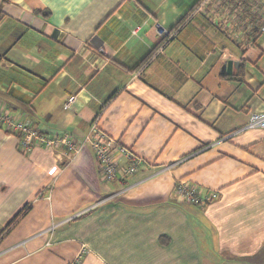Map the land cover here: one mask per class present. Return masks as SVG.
I'll list each match as a JSON object with an SVG mask.
<instances>
[{
    "label": "crops",
    "instance_id": "0c3cea01",
    "mask_svg": "<svg viewBox=\"0 0 264 264\" xmlns=\"http://www.w3.org/2000/svg\"><path fill=\"white\" fill-rule=\"evenodd\" d=\"M258 1V21L194 11L172 36L195 0H0V110L79 144L21 152L0 124V232L29 205L0 264H264V128H243L264 111ZM92 122L143 157L124 182L83 142Z\"/></svg>",
    "mask_w": 264,
    "mask_h": 264
},
{
    "label": "built area",
    "instance_id": "2783aa9c",
    "mask_svg": "<svg viewBox=\"0 0 264 264\" xmlns=\"http://www.w3.org/2000/svg\"><path fill=\"white\" fill-rule=\"evenodd\" d=\"M220 7H223L224 9L230 8L233 12L240 11L239 14H246L245 11L241 12V6L231 9L232 6L228 5L225 7L223 3ZM228 12L230 11L228 10ZM223 16L224 12L222 18ZM137 29L138 27H135L133 32ZM156 29L160 35H165L167 33V31L160 24H156ZM261 31H264V26L261 27ZM75 100V95L69 96L65 104L67 106H71ZM1 123L4 125L5 131L16 136L18 140V148L21 152L28 151L35 146L54 148L58 144H63L70 151H77L79 149V144L74 142L73 138H71L68 134L57 137H49L46 134L34 130L28 125V123L19 120L10 113L2 112L0 110V124ZM243 128H264V111H252L249 114L248 122L243 126ZM83 142H88L90 144L102 176H104L107 180H118L124 182L129 175L138 170L142 163H145L142 156L136 154L130 148L121 144L114 137L105 134L97 127L95 122L90 123L88 131L83 138ZM174 193L183 201L196 205H205L217 196V193L214 191L204 193L195 185L188 184L184 181L176 182L174 186ZM69 264L75 263L71 262Z\"/></svg>",
    "mask_w": 264,
    "mask_h": 264
},
{
    "label": "trees",
    "instance_id": "16d2710c",
    "mask_svg": "<svg viewBox=\"0 0 264 264\" xmlns=\"http://www.w3.org/2000/svg\"><path fill=\"white\" fill-rule=\"evenodd\" d=\"M224 4H228L229 6H232V8H236L241 6L242 9L241 12L245 11L247 16L250 18H253L252 20H260V16L257 14V11L254 10V8H261L262 3L260 4L258 0H222ZM196 10V8H195ZM194 12V9L191 8L173 27V29L169 32V35L174 36L178 28L183 26L190 18L191 13ZM243 15V13L241 14ZM245 15V14H244ZM256 21V22H257ZM254 22V21H253ZM261 23V22H260ZM255 25V26H254ZM258 28L260 29V25H257L256 23H253V27H251V34L252 36H256ZM260 32V31H259ZM168 35V36H169ZM167 36L162 38L160 42L156 45V47L151 51L149 54H147L141 62H139L134 69L141 71L146 65L150 63V61L159 53L160 49L164 46V44L167 42ZM29 205H24L10 221L3 227V229L0 232V241L7 235V233L11 230V228L20 220V218L28 211Z\"/></svg>",
    "mask_w": 264,
    "mask_h": 264
},
{
    "label": "rangeland",
    "instance_id": "374dc122",
    "mask_svg": "<svg viewBox=\"0 0 264 264\" xmlns=\"http://www.w3.org/2000/svg\"><path fill=\"white\" fill-rule=\"evenodd\" d=\"M195 1H196L194 4L195 6H192V9H194V11L196 12H199L204 17H207L210 21H217L219 23L221 20L226 21V20L231 19L232 17L233 18L235 17L237 18L239 16L242 17V15L239 14L240 11L233 12V10H230V8L224 9L223 7H220L223 4L221 0H211V1L210 0H195ZM224 5L225 7L228 6V4H224ZM231 9H234V8H231ZM228 10L230 12H228ZM223 12H224V16L222 18ZM225 12H228V13H225Z\"/></svg>",
    "mask_w": 264,
    "mask_h": 264
},
{
    "label": "water",
    "instance_id": "95a60500",
    "mask_svg": "<svg viewBox=\"0 0 264 264\" xmlns=\"http://www.w3.org/2000/svg\"><path fill=\"white\" fill-rule=\"evenodd\" d=\"M237 64H238V63L235 62V61L227 60L226 62H224V63L222 64V68H221V70H222V71H227L228 73H231L232 69H233V68H236Z\"/></svg>",
    "mask_w": 264,
    "mask_h": 264
}]
</instances>
